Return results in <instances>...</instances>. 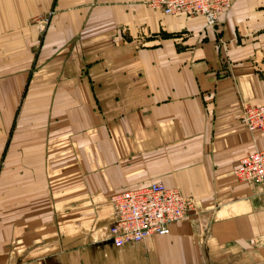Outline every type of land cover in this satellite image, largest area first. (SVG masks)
<instances>
[{"label": "crops", "instance_id": "crops-1", "mask_svg": "<svg viewBox=\"0 0 264 264\" xmlns=\"http://www.w3.org/2000/svg\"><path fill=\"white\" fill-rule=\"evenodd\" d=\"M149 0H0V264H264V186L239 161L264 105V0L216 28ZM163 182L197 200L117 248L111 197Z\"/></svg>", "mask_w": 264, "mask_h": 264}, {"label": "built area", "instance_id": "built-area-1", "mask_svg": "<svg viewBox=\"0 0 264 264\" xmlns=\"http://www.w3.org/2000/svg\"><path fill=\"white\" fill-rule=\"evenodd\" d=\"M148 5L164 15L201 16L209 28H216L232 0H149ZM241 121L250 131L264 132V105L245 107ZM234 174L241 182L264 186V150L242 158ZM111 204L114 217L107 233L112 245L120 248L156 235H169L173 225L187 219L196 209L197 200L157 182L114 195Z\"/></svg>", "mask_w": 264, "mask_h": 264}]
</instances>
